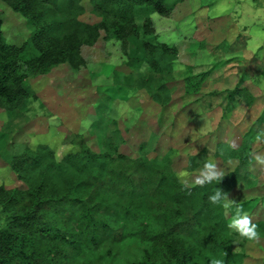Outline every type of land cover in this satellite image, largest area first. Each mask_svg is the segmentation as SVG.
I'll return each instance as SVG.
<instances>
[{
	"label": "trees",
	"instance_id": "obj_1",
	"mask_svg": "<svg viewBox=\"0 0 264 264\" xmlns=\"http://www.w3.org/2000/svg\"><path fill=\"white\" fill-rule=\"evenodd\" d=\"M0 1L22 13L35 27L21 44L8 42L0 12V106L8 114L28 96L35 95L30 84L32 76L43 74L62 60L77 68L83 60L80 46L94 44L100 29L106 32L105 38L113 36L121 40L128 67L136 69L148 63L154 70L148 79L157 84L150 87L152 97L161 102L170 101L172 95L167 82L172 77L169 71L174 49L156 41L151 33L154 29L151 14H165L182 0H91L101 16L94 23L78 17L83 10L80 0ZM109 28L113 33H109ZM136 79L128 76L125 82L138 85ZM183 81V92H191V81L188 78ZM231 93L242 97L247 104L253 101V96L239 84ZM112 98L111 93L103 95L90 126L99 134L104 147L110 146L116 152L124 138L117 127L110 128L117 122L108 117L109 109L106 110ZM263 119L259 115L244 132L238 148L229 147L230 156L238 160L232 170L219 181L193 186L190 190L178 180L175 148L148 155L155 143L152 135L148 139L151 145L147 141L141 143L135 157L119 151L113 157L110 152L93 150L80 139L78 150L58 158L52 146L44 142L13 153L8 146L9 131L0 129V158L24 183L23 187H0L4 215L0 226V264H96L95 260L105 256H108L107 264H124L125 260L126 264H211L214 258L223 260L224 264H242L245 254L232 247L230 213L211 204L208 197L217 190L226 193L240 181L254 182L247 166L252 139ZM215 153H220L219 144ZM207 154L204 147L188 156L190 170ZM259 200L236 204L251 212ZM159 211L171 213L175 221L161 225ZM116 216L137 219L143 230L156 225L157 232L139 251H132L122 228L114 221ZM254 218L259 233L264 234V218ZM122 247L133 254L125 259Z\"/></svg>",
	"mask_w": 264,
	"mask_h": 264
},
{
	"label": "rangeland",
	"instance_id": "obj_2",
	"mask_svg": "<svg viewBox=\"0 0 264 264\" xmlns=\"http://www.w3.org/2000/svg\"><path fill=\"white\" fill-rule=\"evenodd\" d=\"M80 4L83 7L78 16L80 19L89 23L101 19L91 0H80ZM0 12L3 33L8 42L19 45L31 35L35 27L22 13L2 1ZM202 13L208 17L202 18ZM151 16L154 20L151 33L155 34L156 41H165L174 49L173 66L169 71L172 77L167 82L172 95L169 102L152 97L150 87L154 88L157 84L148 79L154 74L148 63L144 62L136 69L128 67L125 63L126 49L121 40L113 36L105 38L103 35L106 32L100 29L94 44L80 46L83 60L77 68L62 60L43 74L31 77L30 84L35 95L28 96L13 112L8 114L4 106H0V129L9 131L10 151L19 153L27 145L35 148L38 143L44 142L52 146L59 158L69 151L78 150L80 139H84L95 151L110 152L113 157L119 151L135 157L139 153V145L146 141L149 144L151 135L157 148L153 143L149 156L164 152L175 143L188 145V152L205 146L208 153L215 152L218 144L221 150L220 140L239 143L250 123L253 124L259 115L264 117V81L260 76L264 64V0H182L167 13L153 12ZM242 27L247 28L248 39L242 36L243 29L239 30ZM238 31L241 36H238ZM109 33H113L111 28ZM227 38L232 41L227 42ZM229 57L235 61H230ZM233 63H239V67H234ZM242 72L252 81L247 84L249 88L258 95L251 104L231 93ZM128 76L136 77L137 83L141 84L130 86L125 82ZM185 77L191 81V89L197 91L196 94H184ZM146 80V84H142ZM107 93L113 94L112 100L107 103L108 117L117 121L110 128L117 127L124 138L116 152L110 146L104 147L99 134L93 132L90 126L96 116L97 104ZM84 123L88 125L86 128ZM258 135L259 140L256 139ZM176 150L173 157L177 175L185 173L190 181L194 180L203 165L198 167L199 171H191L187 164L188 152L177 147ZM250 151L264 156V119L257 127ZM212 154L209 157L213 159ZM225 158L226 155L222 154L217 165L223 173L232 169L237 161ZM249 167L254 182L248 185H257L262 180L261 186L252 190L264 193V165L252 159ZM23 186L11 167L0 158V187ZM228 196L229 200L236 201L248 197L249 193H241L237 189ZM256 198L250 199L255 201ZM259 199L264 205V196ZM158 215L161 225H168L176 219L169 212L160 214L159 211ZM113 218L116 225L122 228L121 232L132 251H139L143 243H149L158 229L152 224L143 230L137 225V219ZM3 222L0 207V226ZM232 231L233 249L243 251L240 246L243 237ZM260 246L264 249V245ZM104 248L105 245L102 252ZM251 249L252 246H248L249 253ZM121 251L125 259L133 254L124 247ZM100 252L98 249L96 253ZM256 255L264 256V250L263 255ZM254 256L247 259L248 264H252ZM105 257L94 262L107 264L108 256Z\"/></svg>",
	"mask_w": 264,
	"mask_h": 264
},
{
	"label": "crops",
	"instance_id": "obj_3",
	"mask_svg": "<svg viewBox=\"0 0 264 264\" xmlns=\"http://www.w3.org/2000/svg\"><path fill=\"white\" fill-rule=\"evenodd\" d=\"M197 17V16H196ZM205 17H208V15H206L205 13H202V18H205ZM240 29H243V27L242 28H239V30ZM239 32V31H238ZM237 32V33H238ZM241 36V34H240V32L238 33V36ZM237 36V35H236ZM242 36H244V38H246V39H248V36H249V33L247 32V28H244L243 29V34H242ZM232 40L231 39H229V38H227V42H231ZM165 42V41H164ZM169 44V43H168ZM250 48V47H249ZM250 50V49H249ZM193 52V51H192ZM230 58V61H235V60H231V58L232 57H229ZM235 63H233V66L234 67H239V63L237 64V65H234ZM263 66H264V64H263ZM263 66H262V68H261V70H260V76H261V78H262V80L264 81V79H263V77H264V75L262 74V69H263ZM207 72V71H206ZM207 75V74H206ZM247 76H243V72H242V74H239L238 75V78H237V82H236V84L234 85V87L237 85V84H239V86H243V87H245L247 90H248V92L253 96V100H254V98H255V96H258L254 91H253V89L252 88H249V86L247 85L249 82H252L249 78H246ZM186 78H188V77H185L184 79H186ZM183 79V80H184ZM245 85H244V84ZM234 87L231 89V91L234 89ZM196 92L197 91H191V92H185L184 91V94L187 96V95H193V93L194 94H196ZM236 95V94H235ZM236 96H238V95H236ZM238 97H240V96H238ZM243 101H245L242 97H240ZM253 102V101H252ZM247 104V103H246ZM255 120V119H254ZM251 124H252V122L250 123V125L248 126V128L251 126ZM248 128H247V130H248ZM166 130V129H165ZM165 130H164V132H165ZM171 130V129H170ZM170 130L168 131V132H170ZM246 130V131H247ZM167 132V131H166ZM166 132H165V134H166ZM170 137L168 136V139H169ZM253 140V139H252ZM242 141V140H241ZM241 141H239V143H237V144H234V143H231V142H229V141H227V142H225V141H219V142H222L221 144H222V146H221V144H220V147H221V150H220V153L219 154H217V153H215V152H212V153H208L207 154V156L205 157V159L206 158H209V156H210V154H212V157H213V160H215V162H216V164L217 165H219V163H218V161L221 159V157H222V154H224V155H226V154H228V158H230V159H234V160H237V158H235V157H233V156H230L231 154H229V147H233L232 145L234 144L235 145V147H233V148H238L240 145H241ZM252 143V142H251ZM171 147H173V148H175L176 149V147L177 148H180L182 151H184L185 153L186 152H188V145H181L180 143H175V144H173V145H170V146H168V148L166 149V150H168L169 148H171ZM205 147V146H204ZM204 147H201L199 150H197V151H191V152H188L187 153V157L188 156H190V155H194V154H196V153H198L201 149H203ZM251 152V151H250ZM252 153V152H251ZM205 159L194 169V170H192L191 169V171H199V169H198V167L200 168L203 164H204V161H205ZM226 159V158H225ZM252 160V159H251ZM238 164V160L236 161V162H234V166H233V168L236 166ZM232 168V169H233ZM232 169H230V170H232ZM230 170H228V171H230ZM249 170L251 171V169H250V167H249ZM227 171V172H228ZM227 172H225V173H227ZM224 173V174H225ZM261 182H262V180H259L258 181V183H257V185L256 184H254V185H248V184H245L244 182H242V181H240V182H238L237 184H235L233 187H232V189H230L229 191H227L226 193L229 195L231 192H233V190H237V189H240V192L241 193H245V192H247V193H249V196L248 197H245V198H242L241 200H236L235 201V203H239V202H242V201H247L248 199H250V198H254V197H262V196H264V193H263V191H257V192H253L254 190H256V188H258L259 186H261ZM252 189H254V190H252ZM229 201H231V200H229ZM231 211H232V209L230 208V209H227V213H230L229 214V220H230V216H232V215H234V213L232 214L231 213ZM244 212H246L250 217H252V219H253V217H256V218H254V219H257V218H260V217H262V218H264V205L262 204V203H259L258 204V206L256 205V206H254V208H253V210L250 212L249 210H244ZM258 241V242H257ZM256 242H254V241H249V240H247L246 238H243L242 239V243L240 244V246H241V248L243 249V252L245 253V257H244V260H243V262H242V264H248L247 263V259L249 258V257H253L256 253L258 254V253H260V254H262L263 255V248L260 246V245H264V234H262V233H260V239L259 240H257ZM252 246V249H251V252L249 253V251H248V246ZM255 257V260H252V264H263L262 262V260H264V256H258V255H256V256H254ZM258 262H257V261Z\"/></svg>",
	"mask_w": 264,
	"mask_h": 264
},
{
	"label": "clouds",
	"instance_id": "obj_4",
	"mask_svg": "<svg viewBox=\"0 0 264 264\" xmlns=\"http://www.w3.org/2000/svg\"><path fill=\"white\" fill-rule=\"evenodd\" d=\"M88 125L84 123L86 128ZM257 140L260 139L258 135ZM235 147V145H232ZM252 159L257 163L264 165V156L256 154L255 152L250 154ZM251 163V160H250ZM224 173L220 171L217 164L211 157L206 158L203 167L200 169L199 174L195 176L194 180L190 181L185 173H180L178 180L185 189H189L193 186H204L206 183H211L216 180L219 181L223 177ZM209 202L213 205L221 206L224 209L232 208L234 215L229 220L228 227L235 230L241 237L246 238L249 241H257L260 239V233L258 226L253 223L252 218L243 210V206L236 204L234 200L229 201L227 193L217 190L208 197ZM211 264H224L221 259H212Z\"/></svg>",
	"mask_w": 264,
	"mask_h": 264
}]
</instances>
